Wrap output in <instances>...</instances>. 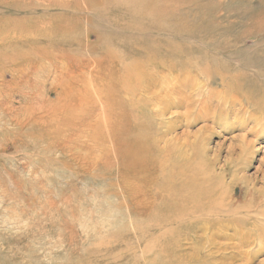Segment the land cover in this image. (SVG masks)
I'll list each match as a JSON object with an SVG mask.
<instances>
[{
  "label": "rangeland",
  "instance_id": "obj_1",
  "mask_svg": "<svg viewBox=\"0 0 264 264\" xmlns=\"http://www.w3.org/2000/svg\"><path fill=\"white\" fill-rule=\"evenodd\" d=\"M161 48L169 55L158 57ZM243 59H264V0H0V264H264V245L238 253L193 233L181 245L160 225H144L150 198L130 197L143 209L133 215L114 155L128 150L124 168L160 180L162 169L145 170L149 146L130 141L136 126L164 154L207 126V158L229 183V147L237 159L233 137L242 132L202 120L192 86L204 80L188 72L239 68ZM163 62L175 66L170 92L153 76L149 94L134 88L148 87V72L165 73ZM161 88L156 107L149 99ZM263 161L261 140L239 178L264 192Z\"/></svg>",
  "mask_w": 264,
  "mask_h": 264
},
{
  "label": "bare ground",
  "instance_id": "obj_2",
  "mask_svg": "<svg viewBox=\"0 0 264 264\" xmlns=\"http://www.w3.org/2000/svg\"><path fill=\"white\" fill-rule=\"evenodd\" d=\"M159 51L158 57L168 54L164 48L159 49ZM150 62L152 61L150 60ZM160 64L167 67L165 73L150 76L148 72L145 74L146 77L152 79L149 80L148 87H144L143 84L134 87H142L141 94L147 92L149 94L151 87L159 81L165 85L163 86L164 90L171 91L169 90L170 85L166 82L169 75L175 74V66L171 62ZM160 64L151 63L150 66L159 69ZM241 65L242 67L239 68L231 65L230 68L226 69L196 67L194 68L195 72L190 70L188 72L204 80L202 85L192 86L198 97L197 100H194L192 107L196 105L197 114L203 116L202 120L210 121L214 125L221 123L224 127L242 132L233 137V139H237V147L240 151L237 159H234L232 155L234 147H229L227 163L232 164L229 171L232 178L229 183L226 181V176L215 173L213 164L207 158L205 146L206 141L208 142L210 139L209 134H206L207 129L210 131L207 126L204 127V132L202 130L198 133L197 140L191 145L186 146L184 143L181 150L178 149L179 152L168 151L164 154L163 151L155 149L157 147L155 144L153 146L147 145L146 140H150L152 134L146 133V130L142 129L143 126H136L139 124L136 122L135 136L130 141L135 146H138L139 143H144V147L149 146L150 150L143 151L142 155L151 158L154 162L151 166H146L145 170L150 173L155 172L157 168L163 170L162 178L156 181L139 179L142 169L124 168L125 159L127 162L129 161V151L122 147L121 149L115 148L114 155L118 160L121 178L124 179L122 185L127 191L130 190L128 198L139 197V195L150 198L149 204L147 203L149 206L143 208L144 210L142 209V223L146 226L148 224L160 225L165 231L164 237L166 239H177L181 245L188 241H194L198 234H200V239H204L207 244L220 240L233 245L236 251H241L243 247H250L255 244L264 245V192L250 187L251 185L249 186V181L246 179L239 178L240 172H244L250 166V158L254 154L256 145L264 140V59L258 63L254 59H243ZM182 67L184 68V66ZM181 73L178 74V77L184 76L187 72L182 71ZM215 78L220 79L221 88L213 87ZM180 83V88L187 87L183 81ZM84 84L85 92L89 93L88 89L92 85L88 82ZM134 85L136 84L134 83ZM121 86L123 87V85ZM164 90L161 88L158 93H152L154 96L149 99L150 103L156 107L162 106L160 93ZM99 94H96V97L99 96L101 99ZM102 98L106 100L104 96ZM164 105L160 109L162 112H159V116L166 112V104ZM142 114L147 113L142 112ZM109 121L115 125L118 123L114 121V118ZM143 121L145 122V120ZM132 123L130 122L131 126ZM119 127L121 128L122 125ZM133 129L129 128L131 132ZM199 135L202 137L200 138ZM204 142L205 144H203ZM215 157H217L216 154L213 155L212 159ZM135 201L130 199V203L125 205H128L133 215L137 216L142 210H138L141 205L138 207ZM191 233L196 236L189 239ZM263 250L264 248H261L259 252Z\"/></svg>",
  "mask_w": 264,
  "mask_h": 264
}]
</instances>
